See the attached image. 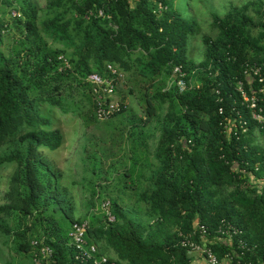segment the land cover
<instances>
[{
	"label": "trees",
	"instance_id": "16d2710c",
	"mask_svg": "<svg viewBox=\"0 0 264 264\" xmlns=\"http://www.w3.org/2000/svg\"><path fill=\"white\" fill-rule=\"evenodd\" d=\"M0 6L16 12L12 22L0 14V165L14 164L0 204V246L10 243L31 259V239L44 237L54 251L50 264H66L71 224L89 217V240L101 253L112 249L116 264H186L190 257L179 245L178 231L190 230L198 220L213 233L223 219L241 233L231 247L212 244L219 260L227 252L232 254L227 264L264 260V183L259 189L247 182L250 174L264 182V146L256 141L253 122L249 132L228 138L217 114L222 105L226 114L238 110L248 118L233 81L242 77L245 62L264 63V0L231 5L222 16L211 13L216 33L200 35L199 62L185 55L188 35L199 33L198 24L171 0H45L40 14L33 0H0ZM12 29L18 32L3 50V36ZM106 62L126 74L121 89L129 75L127 91L138 90L144 110L142 124L133 123L128 133L130 151L140 155L131 158L130 173L147 181L137 191L143 214L132 209L140 219L128 217L107 197L114 222L90 210L76 217L61 172L42 153L64 142V131L53 125L54 111L101 122L86 78L102 74ZM175 65L198 86L181 92L175 83L165 88ZM123 98L113 116L127 108ZM83 100L89 104L85 115ZM148 123L152 135L159 132L152 164L140 136ZM239 238L249 250L235 249Z\"/></svg>",
	"mask_w": 264,
	"mask_h": 264
},
{
	"label": "rangeland",
	"instance_id": "374dc122",
	"mask_svg": "<svg viewBox=\"0 0 264 264\" xmlns=\"http://www.w3.org/2000/svg\"><path fill=\"white\" fill-rule=\"evenodd\" d=\"M33 1L37 4L40 14L41 10L45 8V0ZM246 1L190 0V3H188L186 0H171L173 6L191 24L195 21L199 27L198 34L188 35L185 46L187 58L193 62H199L203 59L204 45L200 35L216 33V29L211 25V13L214 12L222 16L231 5H241ZM0 14L5 21L12 22V13H10L9 8L0 6ZM17 32L14 29L8 33L5 32L3 50L12 41V35ZM128 76L127 74L124 87L122 89L119 87V93H117V99L120 96L124 97L127 108L108 120L86 123L85 119L75 114L63 115L57 110L53 112V125L61 127L64 131V142L61 147L55 150L44 148L42 153L61 172L60 183L74 202L76 217L85 216L88 210L100 214L96 207L104 197L111 200L115 198L128 217L140 219L139 213L143 214V204L137 199V191L140 190V187H145L147 181L144 179L138 182L136 179L137 174L130 173L133 169L131 158L133 157L134 160L140 159V155L133 156L130 151L131 141L128 138V133L133 123L142 124L140 118L144 117V110L138 101V90L135 89L133 94H129L127 91V85H130ZM80 105L83 108L82 113L84 115L88 114V102L83 100ZM152 127L153 124L148 123L145 130L144 127L140 130L141 132L145 131L140 136L148 147L146 152L150 157V164H152V161L156 162L152 154L159 134L156 131L152 135ZM135 136H138V132ZM152 167V165H149L150 169ZM13 169L14 164L0 165V204L4 201L2 196L7 189L8 179ZM139 171L142 172L141 169ZM147 173L148 170L145 171V174ZM92 188L95 192L93 197ZM133 208L138 210L139 213L132 210ZM8 245H10V248ZM8 245L0 248V264H32L29 253L20 254L12 249L10 243ZM105 254L111 258L116 257L112 249H108ZM222 264H226V261H223Z\"/></svg>",
	"mask_w": 264,
	"mask_h": 264
},
{
	"label": "built area",
	"instance_id": "2783aa9c",
	"mask_svg": "<svg viewBox=\"0 0 264 264\" xmlns=\"http://www.w3.org/2000/svg\"><path fill=\"white\" fill-rule=\"evenodd\" d=\"M12 15L16 12L12 11ZM91 15V12H88ZM86 15V17H88ZM98 15H103L102 11H98ZM4 31V30H3ZM67 63V62H65ZM104 72H91L87 76L90 83V92L95 103V116L99 121H104L117 113L121 104L117 99L119 87L124 83L126 75L110 62L104 63ZM242 77H235L233 81L234 90L240 98V105L247 109V117L237 110L236 113H225L224 108L220 105L217 108V114L221 115L219 125L222 127L224 134L231 138L239 137L250 131L249 123H254V134L256 141L264 146V136L259 134L264 130V63L245 62L241 71ZM179 88V91L198 86V82L194 80L189 73L184 71L181 65L173 66L171 76L168 80L167 87L172 84ZM214 94L218 102L222 101L220 89L214 88ZM257 165L255 169H257ZM248 184L251 187L258 186L260 189L263 185L261 179H256L252 174L249 175ZM107 222H114L115 216L111 211V202L109 199H101L96 207ZM90 227L89 217L80 218L72 222L68 232L67 244L72 250L69 261L66 264H116V260L99 251L97 244L89 240L87 233ZM241 233L239 229L229 222L221 220L216 230L211 233L203 223L195 220L193 227L186 231H178L179 245L185 248L189 254L190 260L186 264H222L223 261L232 259L231 252H227L222 261L219 260L216 253L212 249V244L222 242L228 246H233V238ZM33 246L31 251L32 264H50L54 251L41 238H32L30 241ZM235 249L249 250L250 246L241 238L237 240ZM234 248L232 251L235 250ZM264 264V260L260 263Z\"/></svg>",
	"mask_w": 264,
	"mask_h": 264
},
{
	"label": "crops",
	"instance_id": "0c3cea01",
	"mask_svg": "<svg viewBox=\"0 0 264 264\" xmlns=\"http://www.w3.org/2000/svg\"><path fill=\"white\" fill-rule=\"evenodd\" d=\"M0 248H2V247L0 246Z\"/></svg>",
	"mask_w": 264,
	"mask_h": 264
},
{
	"label": "clouds",
	"instance_id": "9594fccd",
	"mask_svg": "<svg viewBox=\"0 0 264 264\" xmlns=\"http://www.w3.org/2000/svg\"><path fill=\"white\" fill-rule=\"evenodd\" d=\"M108 120V119H107ZM105 121V120H104Z\"/></svg>",
	"mask_w": 264,
	"mask_h": 264
}]
</instances>
